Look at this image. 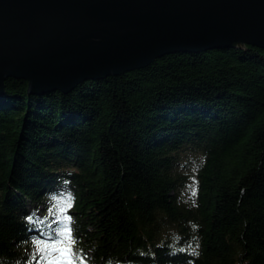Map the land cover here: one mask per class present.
<instances>
[{
  "label": "trees",
  "instance_id": "obj_1",
  "mask_svg": "<svg viewBox=\"0 0 264 264\" xmlns=\"http://www.w3.org/2000/svg\"><path fill=\"white\" fill-rule=\"evenodd\" d=\"M5 84L0 264H47L35 242L63 228L71 264H264V48L169 53L68 93Z\"/></svg>",
  "mask_w": 264,
  "mask_h": 264
},
{
  "label": "water",
  "instance_id": "obj_2",
  "mask_svg": "<svg viewBox=\"0 0 264 264\" xmlns=\"http://www.w3.org/2000/svg\"><path fill=\"white\" fill-rule=\"evenodd\" d=\"M246 44L264 48V0H0V96L7 78L68 93L165 54Z\"/></svg>",
  "mask_w": 264,
  "mask_h": 264
},
{
  "label": "snow or ice",
  "instance_id": "obj_3",
  "mask_svg": "<svg viewBox=\"0 0 264 264\" xmlns=\"http://www.w3.org/2000/svg\"><path fill=\"white\" fill-rule=\"evenodd\" d=\"M61 211L64 210L62 209ZM65 219H69V217H65ZM57 235L60 238L53 240L51 244H47L43 241H36L35 243L38 245V251H48L49 255L53 252L58 253V256L48 260V264H71V245H64L65 239H71V232L69 229L63 228ZM72 243H74V241H72ZM41 245L42 247H40Z\"/></svg>",
  "mask_w": 264,
  "mask_h": 264
},
{
  "label": "rangeland",
  "instance_id": "obj_4",
  "mask_svg": "<svg viewBox=\"0 0 264 264\" xmlns=\"http://www.w3.org/2000/svg\"><path fill=\"white\" fill-rule=\"evenodd\" d=\"M44 256L47 259V264H48V260L58 256V253L53 252V253H51V255H49V252L45 251Z\"/></svg>",
  "mask_w": 264,
  "mask_h": 264
}]
</instances>
